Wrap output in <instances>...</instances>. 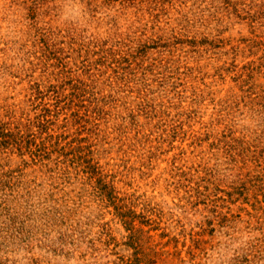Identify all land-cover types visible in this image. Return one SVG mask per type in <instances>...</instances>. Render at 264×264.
Segmentation results:
<instances>
[{
  "label": "rangeland",
  "instance_id": "obj_1",
  "mask_svg": "<svg viewBox=\"0 0 264 264\" xmlns=\"http://www.w3.org/2000/svg\"><path fill=\"white\" fill-rule=\"evenodd\" d=\"M0 264H264V0H0Z\"/></svg>",
  "mask_w": 264,
  "mask_h": 264
}]
</instances>
